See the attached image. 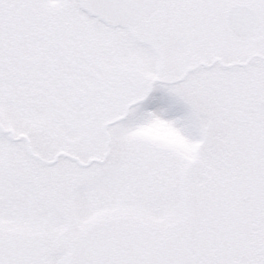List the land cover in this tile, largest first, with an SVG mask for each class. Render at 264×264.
Returning <instances> with one entry per match:
<instances>
[{
  "label": "snow or ice",
  "instance_id": "1",
  "mask_svg": "<svg viewBox=\"0 0 264 264\" xmlns=\"http://www.w3.org/2000/svg\"><path fill=\"white\" fill-rule=\"evenodd\" d=\"M0 264H264V0H0Z\"/></svg>",
  "mask_w": 264,
  "mask_h": 264
}]
</instances>
